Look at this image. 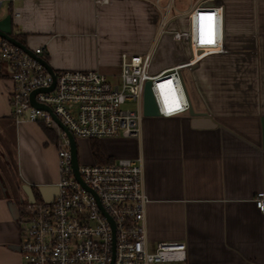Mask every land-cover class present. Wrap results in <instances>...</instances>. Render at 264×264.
Wrapping results in <instances>:
<instances>
[{"label": "crops", "instance_id": "obj_1", "mask_svg": "<svg viewBox=\"0 0 264 264\" xmlns=\"http://www.w3.org/2000/svg\"><path fill=\"white\" fill-rule=\"evenodd\" d=\"M79 1L90 12L89 22H77L76 30L60 37L18 33L25 47H42L53 71L96 70L115 81L121 55L153 50V74L184 65L190 109L170 118L142 117L134 138L77 139L76 146H86L78 164L97 163L91 140L107 163L141 160L149 250L177 241L186 246V264H264V214L255 207L257 193L264 194V0L198 3L175 24L187 32L184 47L159 36L158 18L142 1ZM187 7L186 0L176 1L178 10ZM80 41L79 49L70 46ZM55 43L60 46L54 51ZM11 87L0 74V264H23L22 208L31 191L46 201L56 193L57 155L38 123L13 122ZM157 91L164 108L169 95L164 85Z\"/></svg>", "mask_w": 264, "mask_h": 264}, {"label": "built area", "instance_id": "obj_2", "mask_svg": "<svg viewBox=\"0 0 264 264\" xmlns=\"http://www.w3.org/2000/svg\"><path fill=\"white\" fill-rule=\"evenodd\" d=\"M15 1L30 0H0V8L4 2ZM89 1L97 5L109 2ZM139 1L157 13L158 34L164 36L170 23L208 0H186L188 7L183 11L176 8L177 0ZM10 16L15 20L20 12ZM168 33L174 42L181 41L184 35L178 30ZM30 52L42 58L44 49L34 48ZM152 57L153 50L138 56L121 55L115 82L96 70L50 74L34 57L0 37V70L4 65L12 84L8 95L11 119L15 124L23 121L42 124L58 140L56 193L48 201L36 198L22 208L19 220L22 239L18 248L23 264H186V246L182 242H159L152 250L148 249L144 226L148 199L143 189L141 160L78 164V181L71 166L69 139L54 120L65 126L75 140L134 138L144 117L142 100L147 82L159 116L186 114L190 105L182 82L184 65L175 64L153 74ZM163 85L169 95L164 108L157 91ZM37 90L40 92L34 94L33 102L50 111L32 105L31 94ZM126 104L132 108L124 107ZM255 207L264 214L261 192L257 193Z\"/></svg>", "mask_w": 264, "mask_h": 264}, {"label": "rangeland", "instance_id": "obj_3", "mask_svg": "<svg viewBox=\"0 0 264 264\" xmlns=\"http://www.w3.org/2000/svg\"><path fill=\"white\" fill-rule=\"evenodd\" d=\"M76 1L60 0L56 5L54 4L53 6L52 5L47 6V4H42L41 5L42 7H38V5H35V3L32 0L15 1L12 4H9L8 2H4L2 7L0 8V18L4 17L6 14L19 11L21 13V18L12 20L13 35H17L18 33H23V34L26 33L32 35L35 38L43 39L46 36L52 35L51 33L53 34L56 33L60 37L61 35L64 36L69 29L76 30L77 22L83 21L84 23H86L90 21V17H89L90 12H88V8L86 7V5L81 1H79V3ZM154 13L158 18L157 13L155 11ZM182 17L183 16L178 17L176 20H174V22L168 25V30L166 31V35L164 36L170 38V34L168 32L177 31V30L180 31L175 24ZM183 34H184L183 38L180 41L181 47H184L183 43L187 38V32H183ZM83 44L84 43L80 41L77 43H71L70 46L72 45V47H74L75 50H77V48L79 49V47H82ZM56 45L60 46V44L58 43L52 44L51 46L52 50L55 51ZM48 49L50 48L48 47ZM86 55L89 58V53ZM77 58L78 56L76 57V59ZM73 59L74 58H72V60ZM181 63L182 62H179V64ZM0 74L1 76L6 75V70L4 68V65H1ZM108 80L115 82V78L113 77H108ZM124 107L132 108L130 104H126ZM82 150L86 151L85 144L84 143L77 144V154L80 153Z\"/></svg>", "mask_w": 264, "mask_h": 264}, {"label": "water", "instance_id": "obj_4", "mask_svg": "<svg viewBox=\"0 0 264 264\" xmlns=\"http://www.w3.org/2000/svg\"><path fill=\"white\" fill-rule=\"evenodd\" d=\"M0 37L8 41L10 44L13 46H17L20 49H22L24 52L29 54L31 57H34L44 68L48 73L52 74L53 70L50 67L49 64H47L42 58L35 56L32 52H30L29 49L25 47L23 43H21L17 38H15L12 34V19L10 14H6L4 17L0 18ZM53 88V85L48 89L51 90ZM48 90H43V92H47ZM144 93H143V100H142V107H143V116L144 117H156L158 116V109L157 106L155 105V101L152 95V91H150V83L147 82L144 86ZM40 92V90L34 91L31 95V103L32 105H35L37 108L50 111L48 108L42 105L35 104L33 102V97L34 94ZM192 116H197L195 114H192ZM56 124L59 126V128L62 130L63 133L66 134L67 139H69V146H70V155H71V166L72 170L74 172L75 178L79 180L78 176V154H77V146H76V140L72 137V135L69 133L67 128L60 124V122L55 119ZM35 195L31 191V201H34Z\"/></svg>", "mask_w": 264, "mask_h": 264}, {"label": "trees", "instance_id": "obj_5", "mask_svg": "<svg viewBox=\"0 0 264 264\" xmlns=\"http://www.w3.org/2000/svg\"><path fill=\"white\" fill-rule=\"evenodd\" d=\"M17 38L21 43H24V39H23V35L19 36V37H15ZM41 126L42 132L45 135V137L47 138V140H49L50 142L54 143L55 145H57V141L55 134L53 133V131L49 128H46L44 125L39 124ZM90 152L93 156V159L95 162H97L98 164H106L107 161L103 160V154L101 152L99 143L97 142V140H91L90 143Z\"/></svg>", "mask_w": 264, "mask_h": 264}]
</instances>
